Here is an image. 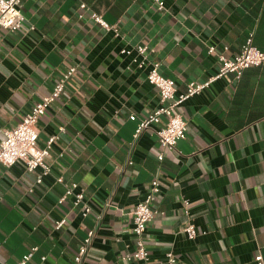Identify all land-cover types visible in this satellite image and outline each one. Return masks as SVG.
<instances>
[{
	"label": "crops",
	"instance_id": "obj_1",
	"mask_svg": "<svg viewBox=\"0 0 264 264\" xmlns=\"http://www.w3.org/2000/svg\"><path fill=\"white\" fill-rule=\"evenodd\" d=\"M163 1L159 11L152 0H22L20 28L0 30V140L75 67L36 124L37 148L57 136L44 158L50 174L36 183L40 168L0 165V264H18L32 247L26 264H75L90 229L81 264H157L168 252L177 264L264 257V63L239 78L225 74L181 104L187 131L170 150L152 129L133 140L139 119L157 108L158 92L146 80L148 66L137 65L141 57L122 53L145 46L147 61L159 63L179 94L217 72V53L231 57L249 37L264 52V0ZM59 176L84 190L86 217L70 197L58 202ZM154 178L161 214L143 235L148 260H128L133 210ZM188 223L194 238L183 231Z\"/></svg>",
	"mask_w": 264,
	"mask_h": 264
},
{
	"label": "built area",
	"instance_id": "obj_2",
	"mask_svg": "<svg viewBox=\"0 0 264 264\" xmlns=\"http://www.w3.org/2000/svg\"><path fill=\"white\" fill-rule=\"evenodd\" d=\"M21 2L22 0H0V30L4 29L9 33H15L20 28L24 20L20 11ZM152 2L157 10H164L163 0H152ZM80 8H85V5L81 4ZM78 16L81 17L82 15L79 14ZM90 17L102 28L112 29L118 35L116 26L108 25L99 15L92 13ZM132 51L141 57V60L137 62L138 67L148 66L146 80L157 89L159 101L157 108L153 112L139 119L133 133V140H137L145 130L152 129L159 143L170 150L175 148L177 142L185 137L187 131L186 122L178 111V107L181 104L190 97L200 93L213 80L221 78L225 74L231 73L234 74L235 78H239L244 69L264 63V52L256 48L252 44L251 37H249L241 46L239 53L231 57L217 53L219 66L214 75L203 82H190L187 84L184 92L176 94L174 80L164 77L159 72L158 62L147 61L145 46L122 49V53L124 54H130ZM208 53H215L214 46H208ZM74 71L75 67H70L62 73L49 94L42 97L31 110L25 113L22 120L16 126L3 131V137L0 140V165L12 166L17 162H22L25 170L28 172H33L35 169L40 168L41 171L36 177V183H40L42 177L50 174V166L44 162V158L49 156L51 144L57 136L52 135L48 138L43 148H37L38 130L36 124L51 103L60 96L65 82L72 76ZM63 131L64 127L60 126L59 132ZM162 158V154L157 155L158 160H162ZM131 163V161H128V164ZM56 182L62 184L64 189L58 202L62 203L70 197L74 206H80L82 217H86L91 212V208L84 201V190L75 182H65L61 176L56 178ZM159 192L160 181L158 178H154L151 180L144 198L135 205L132 215V234L134 236L135 249L131 254H126L125 258L128 260L134 259L140 262L148 260V252L143 235L147 224L154 218L155 214H161L155 208ZM65 221V218L55 221L54 227L56 229L61 228ZM183 231L188 238H194L197 234L195 226L191 223L185 225ZM94 234V229L87 231L73 258L75 264H81L87 257ZM36 249V247H32L22 256L18 264H26ZM41 259H44V257ZM254 263L264 264V257L261 254L256 255ZM157 264H177V258L172 252H168L164 258L158 260Z\"/></svg>",
	"mask_w": 264,
	"mask_h": 264
}]
</instances>
